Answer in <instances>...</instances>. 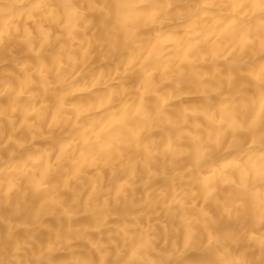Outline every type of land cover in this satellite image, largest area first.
I'll return each mask as SVG.
<instances>
[{
    "label": "bare ground",
    "instance_id": "6f19581e",
    "mask_svg": "<svg viewBox=\"0 0 264 264\" xmlns=\"http://www.w3.org/2000/svg\"><path fill=\"white\" fill-rule=\"evenodd\" d=\"M0 264H264V0H0Z\"/></svg>",
    "mask_w": 264,
    "mask_h": 264
}]
</instances>
